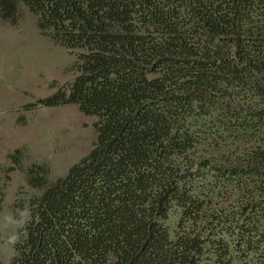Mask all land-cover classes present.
Here are the masks:
<instances>
[{"label": "trees", "instance_id": "1", "mask_svg": "<svg viewBox=\"0 0 264 264\" xmlns=\"http://www.w3.org/2000/svg\"><path fill=\"white\" fill-rule=\"evenodd\" d=\"M25 7L78 55L38 102L98 136L30 168L11 264H264V0H0V21Z\"/></svg>", "mask_w": 264, "mask_h": 264}, {"label": "rangeland", "instance_id": "2", "mask_svg": "<svg viewBox=\"0 0 264 264\" xmlns=\"http://www.w3.org/2000/svg\"><path fill=\"white\" fill-rule=\"evenodd\" d=\"M37 19L25 7L16 21H0V213L16 211L21 191H40L29 182L31 167H44L55 179L88 153L98 136L97 116L78 104L38 102L74 78L78 55L41 30ZM4 238L0 230V243Z\"/></svg>", "mask_w": 264, "mask_h": 264}, {"label": "clouds", "instance_id": "3", "mask_svg": "<svg viewBox=\"0 0 264 264\" xmlns=\"http://www.w3.org/2000/svg\"><path fill=\"white\" fill-rule=\"evenodd\" d=\"M31 220L32 213L28 207L17 209L15 212L0 213V230L5 233L3 243H0V257L4 258L5 264H11L12 259L17 255L15 246L20 242V230L24 229Z\"/></svg>", "mask_w": 264, "mask_h": 264}]
</instances>
